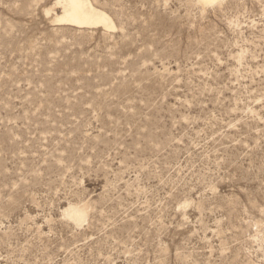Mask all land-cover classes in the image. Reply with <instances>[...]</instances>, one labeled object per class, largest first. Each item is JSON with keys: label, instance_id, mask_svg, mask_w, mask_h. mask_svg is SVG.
Instances as JSON below:
<instances>
[{"label": "rangeland", "instance_id": "374dc122", "mask_svg": "<svg viewBox=\"0 0 264 264\" xmlns=\"http://www.w3.org/2000/svg\"><path fill=\"white\" fill-rule=\"evenodd\" d=\"M58 1L0 0V264H264V0Z\"/></svg>", "mask_w": 264, "mask_h": 264}, {"label": "bare ground", "instance_id": "6f19581e", "mask_svg": "<svg viewBox=\"0 0 264 264\" xmlns=\"http://www.w3.org/2000/svg\"><path fill=\"white\" fill-rule=\"evenodd\" d=\"M198 1L204 6H209L206 0ZM220 1L222 0H218V2ZM57 4L62 8V14L56 18L58 25H70L81 29L103 28L108 31L117 30L112 17L106 11L97 8L90 0H59ZM71 207L67 211L69 218L71 217L77 222L85 219L84 208Z\"/></svg>", "mask_w": 264, "mask_h": 264}, {"label": "snow or ice", "instance_id": "6c2138e0", "mask_svg": "<svg viewBox=\"0 0 264 264\" xmlns=\"http://www.w3.org/2000/svg\"><path fill=\"white\" fill-rule=\"evenodd\" d=\"M218 0H206V3L211 6V5H214L215 3H217Z\"/></svg>", "mask_w": 264, "mask_h": 264}]
</instances>
